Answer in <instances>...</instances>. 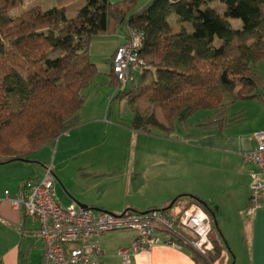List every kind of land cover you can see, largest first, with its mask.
<instances>
[{"label": "trees", "instance_id": "trees-1", "mask_svg": "<svg viewBox=\"0 0 264 264\" xmlns=\"http://www.w3.org/2000/svg\"><path fill=\"white\" fill-rule=\"evenodd\" d=\"M21 2L0 0V164L29 159L79 123L96 72L90 40L118 25L127 28L125 42L138 37L143 60L127 86L114 76V53L108 74L113 99L123 98L132 112V129L168 132L208 109L201 125L211 131L237 120L228 110L233 100L260 96L255 66L264 59V0H84L70 17L71 0L12 14ZM172 208L164 212L172 215ZM212 243L207 254L186 247L193 264H217L223 246Z\"/></svg>", "mask_w": 264, "mask_h": 264}, {"label": "crops", "instance_id": "crops-1", "mask_svg": "<svg viewBox=\"0 0 264 264\" xmlns=\"http://www.w3.org/2000/svg\"><path fill=\"white\" fill-rule=\"evenodd\" d=\"M140 1L145 3L148 0ZM127 34L118 41L113 53L125 43ZM133 75L137 78L138 74ZM114 96L115 90L104 110L99 106L91 111L81 105L78 110L79 123L62 132L49 145H54L55 154L59 152L58 165L61 166L65 159L72 160L78 165L79 171L69 183L61 176L58 177V172L54 173L53 162H50L53 166V189L58 202L62 205L74 204L78 208L87 205L96 210L118 214L125 210L161 209L176 197L171 207L173 214L194 201L199 203L190 197L192 195L205 202V207L200 205L210 218L211 229L217 230V235L210 237L223 246L217 264H264V204L252 213H247L250 186L258 170L243 159V153L255 146L253 132L264 128V122L247 130L241 125V118L230 112L237 120L224 122L218 129L205 131L201 123L211 114V110L200 109L206 110L207 114H203L197 121H188L191 115L187 120L177 123L171 131L152 128L150 133H145L131 128L133 115L127 121L119 115L110 119ZM250 98L260 99L262 96L260 94L259 97ZM127 110L132 114L128 107ZM108 127L113 128L109 131ZM116 127L120 129V136L128 132L130 139L139 144L137 161L130 155L127 168L118 175L92 171L91 160H80L79 154L92 151V146L106 138L107 131L109 139H114ZM18 162L15 160L3 165L28 171V168H23L25 166L16 164ZM43 164L41 167L44 168ZM35 171V177L27 175L30 173H22L5 188L0 186V264H40L42 250L41 239L37 235V220L25 215L21 209L14 208L4 198V190H8L12 196L17 193L22 180L38 179L43 175L37 168ZM95 175L101 179L97 180ZM56 180L60 188L56 186ZM113 181L119 185L110 186ZM227 211L234 214L232 220L239 240L236 247L230 241L231 235L223 224ZM111 233L120 234L115 239V245L108 243H113L107 239ZM132 235L131 231H114L101 236V259L107 264H193L188 248H177L162 242L135 252L129 250L128 262L123 263L117 249L128 247ZM228 242L229 245L231 242L230 247Z\"/></svg>", "mask_w": 264, "mask_h": 264}, {"label": "built area", "instance_id": "built-area-1", "mask_svg": "<svg viewBox=\"0 0 264 264\" xmlns=\"http://www.w3.org/2000/svg\"><path fill=\"white\" fill-rule=\"evenodd\" d=\"M138 37L118 46L112 59V70L118 81L141 71L143 60L137 52ZM255 146L243 153V159L258 172L250 186L247 213L264 204V128L253 132ZM52 164L44 166L38 179H24L18 191L4 198L25 215L38 222L41 239L40 264H107L101 259L100 237L108 232L131 231L128 247L117 249L123 263L128 262L129 250L135 252L158 242L177 248L189 247L201 254L212 251L211 221L207 212L191 203L172 215L161 209L146 211L125 210L112 213L90 207L62 205L53 189Z\"/></svg>", "mask_w": 264, "mask_h": 264}, {"label": "rangeland", "instance_id": "rangeland-1", "mask_svg": "<svg viewBox=\"0 0 264 264\" xmlns=\"http://www.w3.org/2000/svg\"><path fill=\"white\" fill-rule=\"evenodd\" d=\"M69 2V1H68ZM84 0H71L70 4L65 7V13L67 16H72L75 14V11L78 7L82 6ZM143 2H138V5ZM57 4V0H22L20 4H18L15 8H13L10 12L12 14L19 13L27 8L32 6H40L42 8H47ZM175 16L174 14L169 15L168 20L172 24H174ZM234 27L239 26L240 21L238 19H229ZM127 34V29L125 25L116 26V30L112 33L100 34L94 36L89 43L88 46V54L89 59L95 63L96 72L93 77L91 83L85 89V101L83 105L90 109L94 110L95 107L105 108L107 104V100L113 96L115 87L109 84V72L111 69V58L114 48L116 47L118 41L121 40L122 36ZM255 69L259 76V82L257 83L256 92L260 93L262 98H239L233 100L229 104V112L235 113L241 118V122L245 129H252L254 126L264 122V59L259 60L256 63ZM128 79H124L121 82V87L128 85ZM250 98V99H249ZM262 100V101H261ZM102 104V106L100 105ZM142 107V106H141ZM203 114H207L206 110H198L192 114V116L188 119L190 122L197 121ZM124 117L125 121L130 120L132 114L127 110V105L124 99H115L111 105V114L109 116L110 119L116 118L117 116ZM124 121V120H122ZM113 127H108L110 131ZM117 128V132L115 131L114 139H109L108 131L106 134V138L101 140L100 143L92 146V151H87L86 153L79 154L80 160L85 158L90 159V166L92 171L101 172L105 174L109 172V174L118 175L120 172H123L124 169L127 168V164H129L128 160L130 159V155L136 162L139 154V144H135L134 140L130 139V135L128 132L124 133L125 135L120 136L118 134L119 128ZM124 132V131H122ZM104 130L102 129V137H104ZM54 146V145H53ZM53 146H45L41 150L30 155L29 163L18 162L16 164H20L19 166H25L23 168H28V171L25 169L19 171L12 169L11 165L2 164L0 165V186L3 188L6 187L8 183H12L19 175L22 173H30L27 174L30 177L36 176L35 168L39 173H44V168L41 167L48 165L51 161L54 165V173L58 172V177L61 176L64 181L71 183L76 174L79 173L78 165L74 164V162L68 159L62 161L61 166L59 164V152L54 153ZM74 157V156H73ZM78 157V156H77ZM39 159V160H37ZM53 159V160H51ZM34 161L35 163H31ZM23 164V165H22ZM38 164V165H34ZM27 166V167H26ZM60 166V167H59ZM30 169V171H29ZM60 173V174H59ZM24 174V175H25ZM97 176V175H95ZM27 177V176H26ZM101 177L97 176V180H100ZM119 183L112 182L110 186L117 187ZM56 186L60 188L59 181L56 180ZM119 211V210H118ZM117 212V211H116ZM234 214L232 212L227 211L225 219H223V224H225L226 229L231 235L232 243L234 247H236L238 240V233L235 230V226L233 224ZM217 230H211L210 235H217ZM232 231V232H231ZM120 234L111 233L108 234L107 239L109 241H113V243L108 242L111 245H115L117 241L116 238H119ZM211 239V237H210ZM212 240V239H211ZM229 245V242H228ZM231 246L230 245L228 247ZM233 259V255H232ZM231 259V260H232Z\"/></svg>", "mask_w": 264, "mask_h": 264}, {"label": "water", "instance_id": "water-1", "mask_svg": "<svg viewBox=\"0 0 264 264\" xmlns=\"http://www.w3.org/2000/svg\"><path fill=\"white\" fill-rule=\"evenodd\" d=\"M18 160H19V161H25V162L30 161L29 159H25V158H19ZM190 197H192L193 199L198 200L203 206H206L205 202H203L202 200H199V199L195 198V197L192 196V195H191ZM175 200H176V197L173 198V199L169 202V204H168L166 207L161 208V210H165V209H169V208H171L172 205L174 204ZM80 206H82V207H88L87 205H80ZM212 215H213V214H212ZM214 222H215V221H214ZM215 223H216V222H215Z\"/></svg>", "mask_w": 264, "mask_h": 264}]
</instances>
